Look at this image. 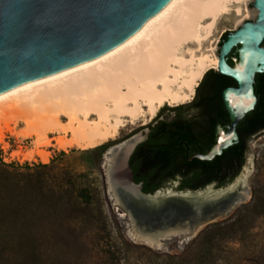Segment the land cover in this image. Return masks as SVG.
I'll return each instance as SVG.
<instances>
[{"label": "trees", "instance_id": "16d2710c", "mask_svg": "<svg viewBox=\"0 0 264 264\" xmlns=\"http://www.w3.org/2000/svg\"><path fill=\"white\" fill-rule=\"evenodd\" d=\"M229 87H236L233 78L209 70L192 102L161 108L145 126L148 137L128 160L133 182L141 184L143 193L153 194L170 182H178L177 191L195 192L233 181L245 162L249 140L264 131V72L255 75L256 103L236 125L238 140L213 159L199 160L196 156L215 143L217 127L231 123L222 101V91ZM54 163L55 158L49 165L5 163L0 153V264H90L91 258L85 259L90 253L102 264H129L125 248L139 246L113 241L102 225L96 190L73 186L68 172L55 175ZM259 209L256 204L251 211ZM229 221L205 227L187 247L188 256L176 264H214L220 238L243 230L241 221Z\"/></svg>", "mask_w": 264, "mask_h": 264}, {"label": "water", "instance_id": "95a60500", "mask_svg": "<svg viewBox=\"0 0 264 264\" xmlns=\"http://www.w3.org/2000/svg\"><path fill=\"white\" fill-rule=\"evenodd\" d=\"M175 0H0V99L30 88L90 63L103 62L117 49H126ZM254 1L255 21L243 23L227 35L218 53V69L222 75L235 80L237 87L222 91L223 105L231 123L218 126L216 140L204 155L196 157L208 161L238 140L236 125L256 103L253 93L255 75L264 72V62L253 73H247L241 84L235 68L226 57L234 51L242 61L243 45L249 41L246 53L263 57L264 0ZM242 34V35H241ZM241 37L239 38V36ZM224 63L228 71L221 68ZM250 92L252 107L235 115L227 100V93L238 96ZM219 129L232 134L226 145L218 144ZM121 153L120 163L113 162L108 172L109 194L114 204H120L130 218V230L145 239L131 238L160 250L166 241L179 244L194 239L205 227L216 223L244 201L241 182L214 188L211 184L200 191L142 192L128 169V160L136 148ZM109 157V154L107 155ZM124 175L127 177L125 178ZM175 217L169 221L170 217Z\"/></svg>", "mask_w": 264, "mask_h": 264}, {"label": "bare ground", "instance_id": "6f19581e", "mask_svg": "<svg viewBox=\"0 0 264 264\" xmlns=\"http://www.w3.org/2000/svg\"><path fill=\"white\" fill-rule=\"evenodd\" d=\"M243 1L175 0L126 49H117L103 62L95 61L0 99V134L2 129L10 130L9 124L28 123L27 112L15 115L14 119L8 118L9 113L41 110L46 112L50 124L38 129L30 125L23 137H36L37 144L51 145L50 135L69 131L72 140L55 139L61 150L73 145L93 148L115 137L124 126L123 119L135 121L143 116L142 105L151 120L165 104L189 102L205 73L211 68L218 69L219 64L217 58L207 56L184 60L181 51L191 43L199 45L209 38L215 23ZM248 44L249 41L243 45L242 61L237 62L234 70L241 84L245 83L247 73H253L264 62L263 57L245 52ZM194 61L196 67L181 87L175 92L171 90L183 67ZM176 66L182 69L175 70ZM221 68L228 71L224 63ZM226 97L235 115L253 105L250 92L241 96L227 93ZM93 116L104 124H90L88 120ZM110 116L114 123L107 126ZM80 119L83 123L74 128ZM232 137L219 129L218 144L226 145ZM37 154L43 162L48 161V154ZM128 234L131 238L145 239L134 230Z\"/></svg>", "mask_w": 264, "mask_h": 264}, {"label": "rangeland", "instance_id": "374dc122", "mask_svg": "<svg viewBox=\"0 0 264 264\" xmlns=\"http://www.w3.org/2000/svg\"><path fill=\"white\" fill-rule=\"evenodd\" d=\"M254 1L244 0L239 5L231 7L232 10L229 12V15L224 16L215 23L209 38L199 45H197L198 43H191L189 46L183 48L180 53L181 57L188 61L192 58L196 60L197 58L205 56L217 58L228 34L238 30L245 22L255 21L257 10L253 6ZM205 24L207 22L203 25ZM237 62V59L233 60V64H237ZM195 63V61L191 65L188 63L183 69L181 68L183 73L179 76L177 82L171 85V90L175 92L181 87V83L188 77V73L196 67ZM174 69L178 70L180 68L176 66ZM209 70L216 71L217 69L211 68ZM170 79H173V76H170ZM194 96L195 91L189 102L177 105L165 104L163 107L174 108L178 105H187L192 102ZM140 108L141 112H145L143 116L138 117L135 121L127 118L123 119V128H121L115 137L98 144L97 146L103 145L104 147L103 150L97 152L94 151L95 147L89 148L78 145V147L73 145L61 150L56 140L59 138L66 141L72 140L69 131L68 133L57 132L50 135L51 145L37 144L36 137H23L22 134L27 133L28 126L32 125V127L38 129L41 128L40 126L50 124L48 121L50 119L46 112L41 110H29L30 112L17 110L9 113L8 118L14 119L15 115H23V112H27L26 121L29 124L26 122L25 124L17 122L15 125L9 124V131L2 129V133L0 134V153L5 163H18L19 165H49L51 159L55 158V175L68 172L73 177L71 181L73 186L91 187L96 190L100 199L99 205L102 210V225L105 226V231L111 239L118 243L123 239L128 243L139 246L138 248H125L129 251L127 256L129 258V264H176L188 256L185 255L186 249L193 239L183 244H179L175 239H172L166 241L160 250L144 246L138 242H132L128 234L130 230L128 213L120 204H114L109 194L108 172L112 164L110 162H113L114 166L118 165L121 160V153L124 150L142 143L148 133V129L145 126L155 118L150 120L147 116L146 108L143 105ZM171 117H173V113ZM88 122L90 124H104V122H99L97 116H93ZM107 122L105 123L107 126H109L108 124H113V117L110 116ZM82 123V119L78 120L74 128ZM63 124L64 126L68 125L67 119H64ZM247 146L248 151L245 162L230 183L236 184L241 182L245 193L244 201L238 203L228 216L221 219H229V222L239 221L240 223L241 221L243 230H238L234 233L227 232L225 236L220 238L215 245L216 254L214 264H264V131L251 139ZM39 152L49 155L47 162L41 160L37 154ZM108 154L111 159L107 158ZM41 171L46 172L45 170ZM124 177L126 178L127 175H124ZM64 182L69 183L67 180H64ZM173 185L176 186L173 188ZM177 187L178 182H170L164 184L158 191L171 190V188L177 191ZM214 188L217 189L218 187L215 186ZM256 204H259L260 209L253 213L251 210ZM85 259L86 261L90 259V264H102L96 257L92 258L91 253Z\"/></svg>", "mask_w": 264, "mask_h": 264}, {"label": "flooded vegetation", "instance_id": "af4514ba", "mask_svg": "<svg viewBox=\"0 0 264 264\" xmlns=\"http://www.w3.org/2000/svg\"><path fill=\"white\" fill-rule=\"evenodd\" d=\"M235 51V50H234ZM234 51H232L227 57H226V62L228 63V65L230 64V62H233V60L235 59V57H237V54H234ZM236 87H237V84H236ZM262 132V131H261ZM148 134H149V129H148V133H147V135H146V139H147V137H148ZM257 136V135H256ZM255 136H253L251 139H253ZM145 139V140H146ZM250 139V140H251ZM249 140V141H250ZM127 165H128V163H127ZM128 169H129V167H128ZM129 171H130V169H129ZM130 175H131V177H132V173H131V171H130Z\"/></svg>", "mask_w": 264, "mask_h": 264}]
</instances>
